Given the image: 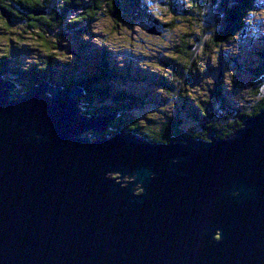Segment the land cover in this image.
<instances>
[{"label":"water","instance_id":"obj_1","mask_svg":"<svg viewBox=\"0 0 264 264\" xmlns=\"http://www.w3.org/2000/svg\"><path fill=\"white\" fill-rule=\"evenodd\" d=\"M15 90L0 78V264H264V108L153 144L106 136L76 87Z\"/></svg>","mask_w":264,"mask_h":264},{"label":"trees","instance_id":"obj_2","mask_svg":"<svg viewBox=\"0 0 264 264\" xmlns=\"http://www.w3.org/2000/svg\"><path fill=\"white\" fill-rule=\"evenodd\" d=\"M52 1L0 0V10L6 15L3 16L1 11L5 28L11 23H20L22 29L15 33L17 39H24L23 35L33 38L34 35L45 48H50L45 33L68 39L72 30H80L81 23L88 25L99 17H112L115 24L113 30L120 26L118 22L127 21L130 24L129 19H141L147 23L146 29L160 34L159 42L146 45L148 50L161 54L160 58L156 57L153 67L158 72L151 73L152 70L147 68L146 72L136 73L139 81L143 82H139L140 95H128L126 92L113 94L112 87L96 85L99 78L107 84L115 82L112 81L114 77L116 81L120 79L124 82L120 84L124 91L128 89L125 80L132 79L133 64L137 65L139 60L125 49H119L109 57L97 52L98 60L95 62L108 69L95 78L97 82L83 84L82 81L91 77H83L87 73L81 72L78 77L82 79H67L65 83L54 84L64 89L78 87L83 90V96L76 98L83 114L115 115L107 125L106 136L128 132L153 144L169 143L175 137L205 139L208 134L225 140L242 126L244 119L256 116L264 108V36L259 35L256 28L259 23V0H61L58 6ZM76 8H81L80 16L67 20V12ZM125 16L129 18L125 19ZM80 36L89 38L83 31ZM240 40L244 43L241 52L232 55L226 52L227 65L234 70L224 73L218 68V55L232 44L237 46ZM12 48H8L9 53ZM115 57L118 59L116 69L107 65V61L116 65ZM41 59L42 64H36L37 67L27 71L11 66L9 54L0 56V77L15 79L22 87L28 85V82H22L27 75L56 76V70L50 67L59 63L52 64L51 60H56L54 55H45ZM210 60L211 65L215 64L214 72L209 67ZM208 72L213 75L211 80L205 78ZM143 88L146 91H142ZM193 90H205V98L197 97ZM169 106L171 111L167 110ZM154 116L160 118L154 121ZM194 130L198 132L194 133ZM91 135L93 133L88 132L83 136L88 138Z\"/></svg>","mask_w":264,"mask_h":264},{"label":"rangeland","instance_id":"obj_3","mask_svg":"<svg viewBox=\"0 0 264 264\" xmlns=\"http://www.w3.org/2000/svg\"><path fill=\"white\" fill-rule=\"evenodd\" d=\"M259 2H260V7L258 9L259 10V15H258L259 23H257L258 27L256 26V28H258L259 35L264 36V0H259ZM60 3H62L61 0H54L53 4L55 5L57 4L58 6V4ZM1 11L2 10H0V14H1ZM81 12H82L81 8L69 10L67 12V20L70 17H75V16L79 17L80 16L79 14H81ZM124 18L125 19L129 18V16H125ZM253 20H254L253 23L255 24L256 20L254 17H253ZM129 21L131 22L130 24L127 21L118 22L120 26H117L118 29L113 30L112 27L115 26V24H113L114 19L112 17H104V18L99 17L97 18L96 21H92L88 25L81 23L80 24L81 26L79 27L80 30H77V31L72 30V32H70L72 34H70V38L68 39L60 38L59 36H55L53 33H48L50 35H47L45 33L46 39L48 40V44L50 45V48L49 46L45 48L42 41L36 38L34 35H33V38H30L29 35H23L24 39H20V40L17 39L18 37L16 36L15 33L21 31L22 25L20 23L16 24L15 22V23H11L8 28H5L4 22L1 19V15H0V56H4V55L7 56V54H9L11 66H16L19 68L26 69L27 71L28 70L31 71L35 67H37L35 66V64H39V63L42 64L41 58L44 59L45 55H50V57L51 55H54L56 60L55 61L51 60V62H53L52 64H54V62H59V63L58 65H54L50 67L56 70V73H57V74L55 73L56 76H52L49 73H48L49 74L48 78H45L44 74L27 75L25 76L26 78L24 79L25 81H22V82H28L27 83L28 85H36V84H39L40 82L45 81L49 84L53 83L52 84L53 86L60 87L54 84L55 83L58 84V82H61V81L65 83L67 82V79H70V81L76 80L79 78L78 76L80 75L81 72L87 73V74L82 73L83 77L90 76L92 78V79L88 78V81H82L83 84L89 85L92 81L97 82V79L95 78H98L101 73L104 74L105 71L106 72L108 71V69L103 68L102 66L99 65V63L95 62V60H98L97 55H96L97 52H102L103 54H106L109 57L111 54H115L116 51H118L119 49H122V50L125 49V51L132 52V54L136 56L139 60L136 62L137 65L133 64V68L131 70L132 74L130 75L132 79L125 80L127 82L126 86L128 87V89L124 91L123 87L120 86V84H124V82H120V79L116 81L117 79L114 77H112V81H115V82H112V83L106 82L107 84L103 83L101 81V78H99V81L98 83H96V85L98 87L101 85L105 87H112L113 94L115 92H121V93L126 92L127 94L131 93L134 96H137L135 93H137L138 95L141 94V91H140L141 86L139 82L140 83H143V82L139 81V77L138 75L136 76V73L146 72L148 69L149 71L152 70L150 71L151 73L158 72V71H154L153 67H155L154 61H157L156 57L160 58L161 54L156 53V51H152V50L150 51L146 47L148 45L159 42L158 38L160 37L159 36L160 34L156 35L154 31H151L150 29H146L145 26L148 28L147 23H144V21H142L141 19H138V20L129 19ZM82 31L84 34L85 33L88 34L89 38L81 37L80 32ZM75 32H76V35H75ZM56 44L57 46H55ZM85 44L86 46L83 47ZM11 47H13L12 48L13 50H11V52L9 53L8 48H11ZM86 47H88V49ZM241 47H244V43L242 40L237 41V46L236 44L235 45L232 44L231 46L224 48L222 53L218 55V58H220V67L218 68L220 70L222 69L224 73H229L233 71L234 68L227 65L228 59L226 56V52H228V55H232L237 52H241L240 51ZM24 51L27 52L26 55ZM73 53H75L76 56ZM242 57L245 58L246 56L242 55ZM115 58H116V61H115L116 65L114 63H111L110 61L109 62L107 61V65L114 69H116V67L118 66V59L117 57ZM77 62L80 63L81 65L77 64ZM211 62L212 61L210 60L208 64H210L209 67L214 72L215 64L211 65ZM145 64L148 65V67ZM99 66L101 67V69H99ZM136 67H138L139 69H135ZM143 74L144 73L140 75H143ZM37 76H40V78L36 79ZM215 76H217V73L215 74ZM212 77L213 75L211 73L209 74L208 72L205 78L206 80H211ZM65 78H66V81H65ZM79 79H82V78H79ZM216 79L219 80L220 78L217 76ZM201 82H204V84H208V82L203 79H201ZM120 89L121 91H118ZM142 91H146V89L143 88ZM193 92H195V95L197 97L205 98V95H206L205 90L203 92L199 90H193ZM82 96H77L76 98H81ZM170 108L171 107L169 106L167 110L171 111ZM77 109H79L78 115L80 116L82 115L86 118H91L93 116H96V115L83 114L82 109L78 108V106H77ZM103 115H97V116H103ZM159 118H160L159 116H154L153 120L157 121ZM107 125L108 124H106V126ZM89 132H91V130ZM197 132L198 130H194V133H197ZM87 133L88 132H83L80 136H83L84 134L87 135ZM91 133H93V131ZM119 133H122V132H119ZM88 138L92 140L91 137H88Z\"/></svg>","mask_w":264,"mask_h":264},{"label":"flooded vegetation","instance_id":"obj_4","mask_svg":"<svg viewBox=\"0 0 264 264\" xmlns=\"http://www.w3.org/2000/svg\"><path fill=\"white\" fill-rule=\"evenodd\" d=\"M137 192H139V191H137ZM216 238L218 239V236H216Z\"/></svg>","mask_w":264,"mask_h":264},{"label":"bare ground","instance_id":"obj_5","mask_svg":"<svg viewBox=\"0 0 264 264\" xmlns=\"http://www.w3.org/2000/svg\"><path fill=\"white\" fill-rule=\"evenodd\" d=\"M1 78V77H0Z\"/></svg>","mask_w":264,"mask_h":264}]
</instances>
